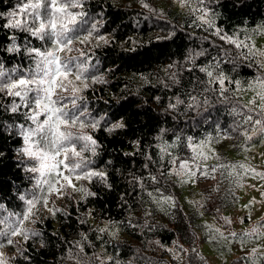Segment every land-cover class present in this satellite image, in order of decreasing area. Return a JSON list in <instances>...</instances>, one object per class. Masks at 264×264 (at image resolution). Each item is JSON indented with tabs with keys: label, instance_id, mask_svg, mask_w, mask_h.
Listing matches in <instances>:
<instances>
[{
	"label": "trees",
	"instance_id": "16d2710c",
	"mask_svg": "<svg viewBox=\"0 0 264 264\" xmlns=\"http://www.w3.org/2000/svg\"><path fill=\"white\" fill-rule=\"evenodd\" d=\"M15 3L16 0H0V11H9ZM143 3H149L160 12L161 25H169L170 32L161 25L159 28L149 25L143 19V13L150 8H145ZM208 7L217 14V26L229 34L264 24V0H211ZM84 10L97 20L100 33L110 40L106 46L90 49L96 65L92 72L104 83L91 85L85 93L89 107L98 117H105L102 124L122 118L126 125L112 133H96L100 148L94 158L95 166L108 173L111 187L80 181L96 196L85 199L81 193L70 203L55 205L52 209L61 211L54 216L38 205L33 218L25 221L24 228L41 235L28 241L14 237L15 244L6 245L0 251L12 253L8 264H74L66 257L78 252L75 242L81 241L85 261L95 253L104 255L105 259L114 257L117 264H211L200 249L205 241L203 218L234 208L238 203L230 170H218L215 195L207 201L202 198L195 206L184 204L179 176L162 178L158 185L149 183L147 191L155 187L160 189L154 196L162 193L172 198L168 204H157L148 197L147 191L134 187L131 182L133 174L147 175L143 167L145 157L126 153L137 152L135 141L145 147L155 145L158 135L171 141L175 132L198 141L212 138L211 150L220 159L210 158L209 161L214 165H230V148L239 150L260 143L263 139L260 133L247 141L245 136L232 131L241 118L230 114L231 107L237 103L246 105L240 96L230 91V102L221 103L217 94L203 92L198 79L204 80V74L198 70L189 71L193 68V60L203 65L213 57L223 56V52L212 46L221 42L195 26L190 10L176 8L173 0H86ZM8 44L5 32L0 31V56L15 63L12 54L3 51L2 46ZM223 49L235 60L234 64L222 65L228 75L242 82L262 75L261 69L255 65L249 67L250 61L238 56L241 50L227 44ZM201 50L205 55L196 56ZM189 94L196 96L198 102L207 96L209 103L195 110L188 109ZM176 98L185 103L177 105L175 110L169 109V103H175ZM15 119L11 113L0 111V121L5 124L0 128V153H3L0 156V202L10 211L22 212L25 206L18 194L31 189L32 183L23 164L19 163L17 149L21 141L10 134L8 128ZM161 129L168 131L161 133ZM151 170L157 174L155 166H151ZM81 220L86 222L80 223ZM110 222L115 225L107 233L95 231L108 227ZM82 234L87 235L86 242ZM21 252L24 255H20ZM261 257H264V250H258L255 257L252 252L237 255L229 264H249L253 258Z\"/></svg>",
	"mask_w": 264,
	"mask_h": 264
},
{
	"label": "snow or ice",
	"instance_id": "6c2138e0",
	"mask_svg": "<svg viewBox=\"0 0 264 264\" xmlns=\"http://www.w3.org/2000/svg\"><path fill=\"white\" fill-rule=\"evenodd\" d=\"M85 3L86 0H16L9 11H0V31L5 32L9 41L8 45L2 46L3 51L12 54L11 59L16 60L15 63H10L0 56V111L11 113L16 118L8 128L11 129L10 134L21 141L17 149L19 163L23 164V170L28 173V180L32 183L31 189L18 194V199L25 206L22 212L10 211L0 202V249L6 245H14V237L19 236L28 241L41 235L39 232L26 230L24 223L33 218L38 205L47 208L53 216L61 211L48 207L50 198H68L69 189L71 193H82L85 199L96 196L95 192L83 185L77 187V182H99L111 187L108 184V173L95 166L94 158L100 148L96 133H112L126 125L122 118L120 121L109 120L102 124L105 117H98L89 107L85 93L91 85L104 83L99 75L92 72L96 65L92 62L90 49L106 46L110 40L100 33L97 20L84 10ZM179 3L181 7L189 8L195 26L203 28L221 42L220 45L213 43L212 46L223 52V56L213 57L203 65H198L193 60V68L189 71L198 70L203 73L205 79H198V83L203 85V92L217 94L221 103L230 102V91H253L255 96L248 104L237 103L231 107L230 114L241 118L232 131L239 132L247 141H251L256 133L264 138V76L257 75L251 81L242 82L228 75L222 67L225 63H235L230 54L224 51V44L241 50L238 56L250 61L249 67L255 65L259 69H264V50L257 48L246 32L229 34L217 26V14L208 7L211 0H179ZM193 3L195 7H192ZM143 6L150 7L147 3H143ZM253 31L264 34V24ZM195 55L204 56L205 51L201 50ZM257 57L261 59L258 60ZM172 78L175 79L174 75ZM156 100L159 102L160 98L157 97ZM190 100L191 103L186 104V108L192 110L209 103L207 96L202 102H198L196 96L190 95ZM184 103L176 98L175 103H169L168 108L175 110L177 105ZM245 125L250 127L245 128ZM4 127L5 124L0 121V128ZM167 131L161 129V133ZM173 137L169 141L158 135V142L146 147L139 141L134 142L137 152L126 155H143V167L147 171V175H132L134 187L147 191L149 183L158 185L162 178L173 175H183L194 180L198 173L206 179H214L212 174L219 169H231L232 172L237 168L254 171L246 169L244 164L207 165L210 158L220 159L209 147L212 138L198 141L192 136L182 137L175 132ZM215 139L218 141L219 137ZM151 166L156 167L157 174H153ZM257 175L264 178V174ZM154 192L159 193V187L147 191L154 203L172 202L170 196H163L161 193L156 197ZM224 220L225 223H231L227 217ZM79 222L85 223L86 220ZM241 222H244L243 218ZM114 225L115 222H110L108 227L97 228L95 231L107 233ZM206 227L219 234L222 239H229L219 228L212 225ZM229 236L241 244H246L253 238L264 239V222L250 231L240 234L233 232ZM87 239V235L82 234V240L86 242ZM75 247L78 252L69 253L66 257L73 260L74 264H108L109 261L117 264L114 257L105 259L104 255L95 253L85 261L84 245L81 241H76ZM257 251L258 249L253 248L254 257ZM20 255L24 253L21 252ZM0 264H8L3 251H0ZM249 264H264V257L253 258Z\"/></svg>",
	"mask_w": 264,
	"mask_h": 264
},
{
	"label": "rangeland",
	"instance_id": "374dc122",
	"mask_svg": "<svg viewBox=\"0 0 264 264\" xmlns=\"http://www.w3.org/2000/svg\"><path fill=\"white\" fill-rule=\"evenodd\" d=\"M149 4V3H147ZM173 4L180 10L189 9L188 7H181L178 0H173ZM133 7V6H131ZM194 7V5H192ZM151 9V10H150ZM143 19H145L149 25H153L157 28L162 24L160 22V12L156 11L151 5L146 13H143ZM162 19V18H161ZM260 24L252 28H241L236 32L252 37V42L257 48L264 50V34L255 33L253 30L259 28ZM161 28L166 32L171 31L169 25H161ZM260 60L261 58L257 57ZM264 62V61H262ZM262 75H264V69H261ZM261 75V76H262ZM251 81V80H249ZM236 94L240 96V99L248 104L249 100L253 99L255 93L253 91H237ZM252 134V133H250ZM255 135V134H254ZM210 149L211 146L209 145ZM207 151V149H206ZM228 157L231 164H244L246 169L254 171H245V169L237 168L235 172H232L231 176L236 186V193L238 195V203L234 208L223 210L222 212L215 213V216H204L203 222L205 225H212L214 228H219L225 237L229 239H222L219 234L210 231L207 227L203 230V237L205 241L201 244V251L208 257L211 264H229L230 259L237 255L249 254L253 248L259 251L264 250V239L256 240L251 239L246 244H241L238 240H235L229 236L230 233H243L250 231L253 227L258 226L261 222H264V178H261L257 173L264 174V138L258 144H252L248 147H243L239 150L229 149ZM208 162H210L208 160ZM207 165H214L212 162ZM215 178H204L199 173L194 180H190L185 176H179V180L183 189V202L188 206H195L202 202V198H206V201L215 194L216 191L215 181L218 177V171L212 174ZM243 177L241 180L240 178ZM186 181V182H182ZM82 182H77V187H80ZM83 185V184H82ZM68 198L57 199L55 197L50 198L48 207L52 208L55 205H62L63 202H71V199H77L75 196L81 195L80 192L71 193L69 189ZM48 213L47 208H43ZM227 217L231 223H225L224 218ZM243 218L244 222H241ZM18 245V244H17ZM5 257L9 260L11 252L3 251Z\"/></svg>",
	"mask_w": 264,
	"mask_h": 264
}]
</instances>
